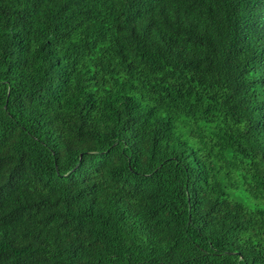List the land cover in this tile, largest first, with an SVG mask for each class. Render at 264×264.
Here are the masks:
<instances>
[{"label": "trees", "instance_id": "1", "mask_svg": "<svg viewBox=\"0 0 264 264\" xmlns=\"http://www.w3.org/2000/svg\"><path fill=\"white\" fill-rule=\"evenodd\" d=\"M0 264H264V0H0Z\"/></svg>", "mask_w": 264, "mask_h": 264}, {"label": "rangeland", "instance_id": "2", "mask_svg": "<svg viewBox=\"0 0 264 264\" xmlns=\"http://www.w3.org/2000/svg\"><path fill=\"white\" fill-rule=\"evenodd\" d=\"M233 197L236 200H238V201H240V202H242V203H244L250 207L254 206V204L256 203V202H253V200L244 192L235 193L233 195Z\"/></svg>", "mask_w": 264, "mask_h": 264}]
</instances>
